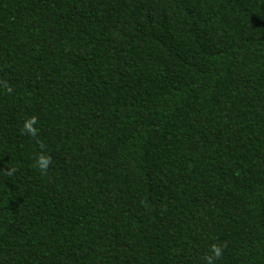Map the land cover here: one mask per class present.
I'll use <instances>...</instances> for the list:
<instances>
[{
    "label": "trees",
    "instance_id": "obj_1",
    "mask_svg": "<svg viewBox=\"0 0 264 264\" xmlns=\"http://www.w3.org/2000/svg\"><path fill=\"white\" fill-rule=\"evenodd\" d=\"M212 244L264 264V0H0V264Z\"/></svg>",
    "mask_w": 264,
    "mask_h": 264
},
{
    "label": "clouds",
    "instance_id": "obj_2",
    "mask_svg": "<svg viewBox=\"0 0 264 264\" xmlns=\"http://www.w3.org/2000/svg\"><path fill=\"white\" fill-rule=\"evenodd\" d=\"M8 91L11 92L12 89L8 88ZM38 124V118L33 116L24 121L22 132L24 134L30 135L32 137H36L38 133V129L34 127V125ZM43 147V145H41ZM52 163V159L50 156H45L41 154L37 159V166L41 170L42 174H46L49 165ZM15 169H12L8 172L9 175ZM226 245L223 244H212L211 245V254L205 255L204 260L206 264H215L216 260H219L223 256V250Z\"/></svg>",
    "mask_w": 264,
    "mask_h": 264
}]
</instances>
